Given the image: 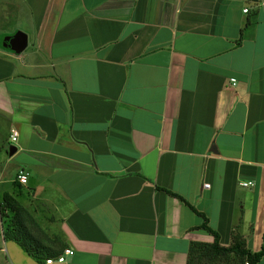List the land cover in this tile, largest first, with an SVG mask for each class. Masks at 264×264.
<instances>
[{"label":"crops","instance_id":"obj_1","mask_svg":"<svg viewBox=\"0 0 264 264\" xmlns=\"http://www.w3.org/2000/svg\"><path fill=\"white\" fill-rule=\"evenodd\" d=\"M263 4L0 0V200L55 253L35 261L0 224V264H186L213 236L169 192L223 244L264 249ZM18 31L20 53L2 45Z\"/></svg>","mask_w":264,"mask_h":264},{"label":"trees","instance_id":"obj_2","mask_svg":"<svg viewBox=\"0 0 264 264\" xmlns=\"http://www.w3.org/2000/svg\"><path fill=\"white\" fill-rule=\"evenodd\" d=\"M188 205L202 219L193 229L205 231L213 236V241L192 242L188 249L186 264H257L264 256V249L253 252L247 247L246 238L239 233L231 235L230 242L223 244L216 230L208 225L206 215L187 202L182 196L169 192ZM33 219L29 212L11 194L4 193L0 200V224L3 238L15 242L29 257L37 262L53 256V252L40 249L32 238L28 223ZM251 230V228H250ZM57 255V254H56Z\"/></svg>","mask_w":264,"mask_h":264},{"label":"built area","instance_id":"obj_3","mask_svg":"<svg viewBox=\"0 0 264 264\" xmlns=\"http://www.w3.org/2000/svg\"><path fill=\"white\" fill-rule=\"evenodd\" d=\"M247 11V9L245 8L244 9V12H246ZM232 81H234L233 79H232ZM17 137H18V132H17V130L15 129V128H12L11 129V132H10V136H9V138H10V142L11 143H14V142H16L17 141ZM27 178H28V175H27V173L24 171V170H19L18 171V173L16 174V180L20 183V184H26V182H27ZM205 186H208L209 184L207 183V184H204ZM241 185L242 186H251V185H253V182H251V181H248V182H242L241 183ZM0 250H4V248H2V249H0ZM73 254V250L72 249H70V248H64V250L62 251V253L60 254V255H58L57 257H56V261L57 262H64L65 260H66V257L67 256H70V255H72ZM53 261V259L52 258H48V259H46V262L47 263H51ZM245 264H247V263H245Z\"/></svg>","mask_w":264,"mask_h":264},{"label":"water","instance_id":"obj_4","mask_svg":"<svg viewBox=\"0 0 264 264\" xmlns=\"http://www.w3.org/2000/svg\"><path fill=\"white\" fill-rule=\"evenodd\" d=\"M2 45L9 50H12L16 53H20L27 46V35L22 31H18L11 36H7L3 40ZM211 150L214 152L216 151L215 149H211ZM15 151H16V147L14 145H10L8 147L9 155H12Z\"/></svg>","mask_w":264,"mask_h":264},{"label":"rangeland","instance_id":"obj_5","mask_svg":"<svg viewBox=\"0 0 264 264\" xmlns=\"http://www.w3.org/2000/svg\"><path fill=\"white\" fill-rule=\"evenodd\" d=\"M259 9H260V12L262 13V15L264 14V4L262 5V6H260L259 7ZM11 144H13V143H11ZM10 145V144H9ZM250 225V223H247V221H245V222H242L241 223V226H240V229L242 230V231H244V229H247V227Z\"/></svg>","mask_w":264,"mask_h":264}]
</instances>
